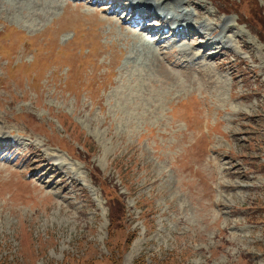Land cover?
Listing matches in <instances>:
<instances>
[{
	"label": "rangeland",
	"instance_id": "rangeland-1",
	"mask_svg": "<svg viewBox=\"0 0 264 264\" xmlns=\"http://www.w3.org/2000/svg\"><path fill=\"white\" fill-rule=\"evenodd\" d=\"M181 1L211 84L164 15L0 0V264H264V0Z\"/></svg>",
	"mask_w": 264,
	"mask_h": 264
},
{
	"label": "bare ground",
	"instance_id": "bare-ground-1",
	"mask_svg": "<svg viewBox=\"0 0 264 264\" xmlns=\"http://www.w3.org/2000/svg\"><path fill=\"white\" fill-rule=\"evenodd\" d=\"M112 1H113L112 4L115 3L116 9L120 8V9H124L128 13H134V16H133L134 18L129 20L130 22L129 21L126 22L122 18H120V19L117 18V16L119 15L118 11H115L113 13H108V12L104 11V9H99L96 11H98L99 14H106L107 15L106 17L101 19V21L103 23H109L112 26L113 24H116L118 21V23L119 22L121 23V25H122L121 27L126 29V32L128 34L132 33L131 35L136 36V34L141 31L140 27H141V23L143 21L147 22L152 17H154L156 15H164V17H165L164 20L160 21L162 26H164L166 29H170V30H171L172 24H174L176 27H178V29L173 28V30H171L170 33L167 34V35H169L168 39H173L176 42L175 44H177L182 39H191L190 37L193 38L194 37L193 35L197 34V37L196 36L195 37L198 39H195V37L193 39L196 40L197 44H199V46H202L203 49L206 48L207 50H209L213 46H215L217 43H219L220 41L222 44V43H224L225 40H227L226 36L219 35L216 38L209 39V41H211L210 45H208V43H205V45L203 46L204 41L206 40V37L204 36L205 34L201 33L202 34L201 35L200 33H198L196 31V29L200 28L201 25H199L198 22L196 24H194V20H193V17L196 15L198 18H201L203 16V11L201 10V12H200L198 10L197 13H195V12L193 13V11H190L186 8L187 4H184V2H182V1L179 3H175L172 8L167 5L168 0H166V1H163V0H157V1H154V0H152V1H150V0H112ZM66 4L70 5V2H67ZM105 4H106V2H105ZM192 4L196 5L195 2H193ZM67 5H65V6H67ZM76 7H78L77 4H76ZM95 14H97V12H95ZM112 15H114V16H112ZM102 17H103V15H102ZM153 21L154 20H152L151 22H153ZM242 22L243 21H241V23ZM128 27H130V29H128ZM161 30H163V28H161ZM149 31H150V33H154L155 31H157V29H150ZM188 34H190V35H188ZM214 34H215V32L211 36H213ZM109 35H110V33H109ZM167 35H162L160 39L166 40ZM198 35H200V36H198ZM125 39H127V37H125ZM227 43H228V41H227ZM194 45H195V43H194ZM218 46H219V44H218ZM192 49H193V46H186L184 48H181L179 53L180 54H182V53L187 54L188 53L191 55ZM215 58H217L216 55H215ZM201 68H202V65L197 62V59L194 58V61H192L190 65L188 64L186 66L185 70L182 72L184 75V78L187 80L193 79L194 77L192 75V72H201L202 71ZM202 76L207 78L206 79L207 81L205 80V83L211 84V82H209V79L210 78L212 79V77H210L207 73H202ZM13 149H14V146L12 147L11 143L7 142V139L4 136L0 137V152L12 151Z\"/></svg>",
	"mask_w": 264,
	"mask_h": 264
},
{
	"label": "trees",
	"instance_id": "trees-1",
	"mask_svg": "<svg viewBox=\"0 0 264 264\" xmlns=\"http://www.w3.org/2000/svg\"><path fill=\"white\" fill-rule=\"evenodd\" d=\"M253 14H255V13H253ZM255 23L259 26L258 30H260L264 26V23L261 21V18L259 20L255 21Z\"/></svg>",
	"mask_w": 264,
	"mask_h": 264
}]
</instances>
